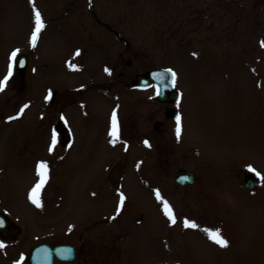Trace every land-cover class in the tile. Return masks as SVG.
<instances>
[{
	"label": "rangeland",
	"instance_id": "1",
	"mask_svg": "<svg viewBox=\"0 0 264 264\" xmlns=\"http://www.w3.org/2000/svg\"><path fill=\"white\" fill-rule=\"evenodd\" d=\"M34 10L45 25L35 47ZM263 33L264 0H0V81L12 64L0 91V187L32 192L46 164L39 189L46 196H37L51 216V239L82 245L77 237L88 219L120 202L107 181L114 166L124 172L132 216L142 213L144 220L127 233L124 221L96 228L120 232L121 244L131 233L139 264H264ZM14 50L28 54L26 74L15 71ZM120 58L137 59L126 67L134 77L156 66L175 70L185 95L179 137L173 117L166 133L154 132L168 105L153 90L123 89L119 96L103 88L104 68L110 63L117 74ZM93 81L94 89L79 92ZM55 88L71 100L64 111L74 137L68 147L46 126L56 118L47 104ZM114 111L118 124L132 126L130 147L119 136L111 142ZM96 131L99 145L83 146L80 138ZM179 167L194 170L197 183L177 185ZM250 167L260 174L254 188L244 184ZM20 195L9 204L33 203ZM185 220L197 227H185ZM215 230L227 247L208 238Z\"/></svg>",
	"mask_w": 264,
	"mask_h": 264
},
{
	"label": "flooded vegetation",
	"instance_id": "2",
	"mask_svg": "<svg viewBox=\"0 0 264 264\" xmlns=\"http://www.w3.org/2000/svg\"><path fill=\"white\" fill-rule=\"evenodd\" d=\"M129 46V43L127 42L125 50L121 51V53H127ZM136 62L137 59L134 60L131 58H125L124 60H121L120 58L118 61L120 69L117 74H115V71L112 70L114 67L112 68L111 64L108 69V78L106 79V83H108L107 87L114 90L118 95L119 93L121 94L125 92H123V89H126L128 95H131L133 90H155L154 83L146 86L138 85L137 77L139 73H137V76L135 77L127 74L126 67H131ZM115 67H117L116 64ZM23 73H25V71H23ZM92 83L93 84L87 86V90L93 88L94 81ZM57 92L58 91L56 89L51 92L47 103L50 106L49 109L52 111V113H48L56 115L55 121L49 125H45L51 127V129L59 135V141L62 146L68 147L74 141V137L66 120L64 111L68 108V106L66 107L65 105H67V103L71 100L69 99V95H66V97L65 95L59 96ZM79 96H81V94H79ZM184 98L185 95L182 92H179V94L172 100L161 102V104H166L168 106L165 111V118L154 124L155 133H160V136L166 133V121H168L171 117L174 119H176L177 116L180 118L184 117L182 115V104ZM121 124L122 125L119 128V136H122V133L127 132V135L123 136H125L124 139L126 141V145H128V142L132 143V126L123 122ZM144 132L147 139L152 137L148 134L147 130L144 129ZM89 133L91 134V132ZM92 134V138H90L89 135L80 138V142L83 146L85 143L89 142L93 143V147L99 145V133L96 131ZM119 165L123 166L124 164L123 162H119ZM113 167L108 172L107 181L112 185V188L117 190V193L119 192L118 195L120 197L121 194H123L125 198L123 205L121 206L119 202L104 216H102V214L92 215V217L88 219L91 221L90 224H87V227L79 230L77 240H79L82 245L70 242L73 243L76 248L75 259L61 260L55 256L56 264H72L75 262H78V264H139L141 259L138 258L134 252L135 247L133 241H131V233H128V238H126L125 243L121 244L120 240H123V238L120 232L113 233L112 230L108 229L106 233H101L100 229L96 228L103 223H109L111 225L113 222L121 223L124 221L123 227L126 229L127 233L130 231L129 226L132 225V223H142L144 220V215L142 213H139V215H136L135 217L132 216L131 204L128 202L125 196L124 188L120 183L121 180L122 182L125 180L124 172L123 170L114 171ZM158 178H160V172L158 173ZM19 195V193L7 192L5 189L0 187V243L3 244V247L0 248V264H17V260L20 264H31L30 256L33 248L38 243L48 242L51 246H53L60 242H68L63 239L54 242L51 239L52 231L49 225L51 224V216L48 215L47 211L42 209V205L37 207L34 203L23 202L16 203L14 207L13 204H9L10 200H17ZM31 195L32 192L22 193L19 199L28 198V200H31ZM37 195L45 197L46 193L39 191ZM13 255L17 256L13 258Z\"/></svg>",
	"mask_w": 264,
	"mask_h": 264
},
{
	"label": "water",
	"instance_id": "3",
	"mask_svg": "<svg viewBox=\"0 0 264 264\" xmlns=\"http://www.w3.org/2000/svg\"><path fill=\"white\" fill-rule=\"evenodd\" d=\"M264 40V34H263ZM28 57L26 54H21L17 58V67L25 69L27 67ZM170 67H155L148 71V74H140L138 82L141 84L151 83L152 81L156 84V91L159 92L158 98L160 100H170L177 96L178 92L174 90V85L170 79V73L168 70ZM175 73V72H174ZM164 76L161 79V76ZM168 91L170 93L168 94ZM186 178V179H185ZM175 180L182 183H193L195 181V173L192 170L180 169L175 172ZM257 183L255 178H248L246 181L247 186H254ZM52 251V252H51ZM57 253L60 258L72 259L75 257V249L70 244H58L50 249L47 243L37 245L32 253L31 261L32 264H54L52 260V254Z\"/></svg>",
	"mask_w": 264,
	"mask_h": 264
},
{
	"label": "snow or ice",
	"instance_id": "4",
	"mask_svg": "<svg viewBox=\"0 0 264 264\" xmlns=\"http://www.w3.org/2000/svg\"><path fill=\"white\" fill-rule=\"evenodd\" d=\"M34 24H35L34 30H33L32 35H31V44L33 47H35L38 36H39L40 32L42 31V29L45 27L44 22L41 18V14L38 10H34ZM18 52H19V50H14L11 53L10 59L13 63L16 62ZM168 73H170V79L172 81V84L174 85L175 80H176V74L174 72H172L171 69L168 70ZM11 75H12V64H10V66H9L8 76H6L3 81H0V91L4 90V88L7 84V81H8V77H10ZM160 78L163 79L164 76L162 75ZM157 94L159 95V92H157ZM176 119H177L176 134H177V137H179V135H180V126H179L180 117L177 116ZM118 134H119V126H118V122H117L116 113L114 111L112 114V129L110 132V135L113 137V140L111 141L112 143L116 142V140L118 139ZM53 143H55V139L53 140ZM145 143H147V141ZM249 170L255 172V169H252L251 167L249 168ZM39 175L41 177L40 183L34 187V189L32 190V195L30 196V199L32 200V202L34 204H36L37 207L41 206L39 199H38V196H37V193L39 192V189L43 186V184L47 180V165L46 164L41 163L39 165ZM256 175L259 176L260 174L257 172ZM155 195H156L158 200L162 199L159 191H157L155 193ZM124 199L125 198H124L123 194H121V197H120L121 206L124 203ZM163 210H164L165 215L169 218L170 222L172 224H175L176 218H175V215L173 213V209H172L171 205L166 200L163 201ZM184 226L185 227H191V228L197 227V225L194 222L190 223L188 220L184 221ZM208 238L211 241H213L214 243H216L217 245H219L220 247H227L228 246V241L226 239H224V237L221 235L219 230L209 231L208 232ZM2 247H3V244L0 243V248H2Z\"/></svg>",
	"mask_w": 264,
	"mask_h": 264
}]
</instances>
